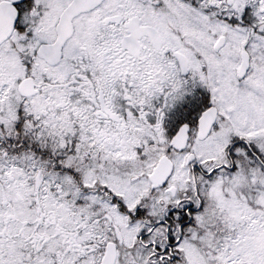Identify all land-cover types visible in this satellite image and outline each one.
Listing matches in <instances>:
<instances>
[{
    "label": "snow or ice",
    "instance_id": "6c2138e0",
    "mask_svg": "<svg viewBox=\"0 0 264 264\" xmlns=\"http://www.w3.org/2000/svg\"><path fill=\"white\" fill-rule=\"evenodd\" d=\"M0 264H264V0H0Z\"/></svg>",
    "mask_w": 264,
    "mask_h": 264
}]
</instances>
